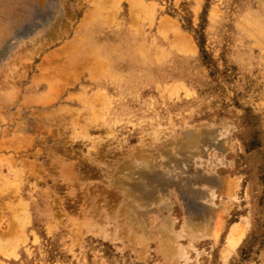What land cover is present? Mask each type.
<instances>
[{
	"label": "rangeland",
	"instance_id": "obj_1",
	"mask_svg": "<svg viewBox=\"0 0 264 264\" xmlns=\"http://www.w3.org/2000/svg\"><path fill=\"white\" fill-rule=\"evenodd\" d=\"M0 264H264V0H0Z\"/></svg>",
	"mask_w": 264,
	"mask_h": 264
},
{
	"label": "bare ground",
	"instance_id": "obj_2",
	"mask_svg": "<svg viewBox=\"0 0 264 264\" xmlns=\"http://www.w3.org/2000/svg\"><path fill=\"white\" fill-rule=\"evenodd\" d=\"M197 138V136L195 134H190L188 133L185 137V139L188 141L189 145L188 146H192L194 144L195 139ZM237 230L235 228H233L231 230V232L229 233V237H228V244L232 246V244H234L235 239L238 238V234H237Z\"/></svg>",
	"mask_w": 264,
	"mask_h": 264
}]
</instances>
